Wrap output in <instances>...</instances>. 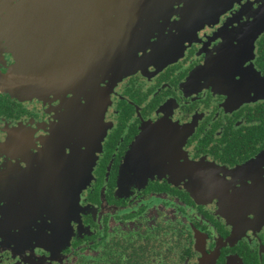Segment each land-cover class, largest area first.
<instances>
[{
    "label": "flooded vegetation",
    "instance_id": "af4514ba",
    "mask_svg": "<svg viewBox=\"0 0 264 264\" xmlns=\"http://www.w3.org/2000/svg\"><path fill=\"white\" fill-rule=\"evenodd\" d=\"M167 10L93 95L68 81L84 25L19 17L59 79L0 89V264H264V0ZM19 56L0 38V78Z\"/></svg>",
    "mask_w": 264,
    "mask_h": 264
},
{
    "label": "water",
    "instance_id": "95a60500",
    "mask_svg": "<svg viewBox=\"0 0 264 264\" xmlns=\"http://www.w3.org/2000/svg\"><path fill=\"white\" fill-rule=\"evenodd\" d=\"M174 2L175 0H0V38L6 39L21 55L8 74L0 78V89L17 95H38L46 93L51 81L57 86L59 79L57 76L42 74L41 69L45 71L49 65L47 53L38 52L35 44L21 39L19 29L31 31L33 25H20L19 17L27 16L32 23L35 16L46 19L52 13L63 15L64 20L70 19L84 25V43L70 45V56L73 53V58L70 57L69 64H80L85 69V75L80 78L68 77V81L78 88L79 80L80 85L83 80L85 93L93 95L97 92L102 77L109 76L110 73L119 77L134 70L138 61L136 54L149 46V35L141 37L137 33L139 27L142 26L150 33L153 24L158 21L157 16L163 15L164 11L167 14V8L172 7ZM47 7L52 8L50 12ZM23 50L29 51L35 59L23 54ZM39 53H42L43 59H36V55L40 56ZM153 55L158 56L159 51ZM91 101H94L93 97ZM226 264H243V261L234 256Z\"/></svg>",
    "mask_w": 264,
    "mask_h": 264
}]
</instances>
